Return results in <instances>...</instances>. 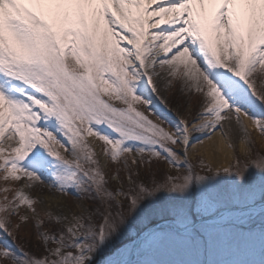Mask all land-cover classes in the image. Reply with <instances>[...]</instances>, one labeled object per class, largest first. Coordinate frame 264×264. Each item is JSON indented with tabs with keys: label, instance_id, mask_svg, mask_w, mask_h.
I'll return each mask as SVG.
<instances>
[{
	"label": "snow or ice",
	"instance_id": "1",
	"mask_svg": "<svg viewBox=\"0 0 264 264\" xmlns=\"http://www.w3.org/2000/svg\"><path fill=\"white\" fill-rule=\"evenodd\" d=\"M258 75L264 0H0V264H264Z\"/></svg>",
	"mask_w": 264,
	"mask_h": 264
},
{
	"label": "rangeland",
	"instance_id": "2",
	"mask_svg": "<svg viewBox=\"0 0 264 264\" xmlns=\"http://www.w3.org/2000/svg\"><path fill=\"white\" fill-rule=\"evenodd\" d=\"M264 85V75H258L257 77V86L260 87ZM163 96L165 97L167 103H168V108L171 109L173 113H179L180 116L187 120V121H192L197 113L200 111V97L191 95L187 93L184 89L182 84L178 80H174L171 86H168L165 81H163ZM121 106V105H117ZM141 108L142 111H145L147 114V109H144L143 106H138ZM153 120L156 119L155 116H151ZM158 122V121H157ZM164 127H168L167 124L163 125ZM193 135H199L198 133H193ZM229 137L231 138L232 143L234 144V152L235 155L240 157L242 161H244L246 158L241 154L240 151H238L237 148V141H238V134L235 136L232 134V132L229 133ZM253 139L255 140V145H254V153L255 152H264V137H259L257 134L253 133ZM195 143V141L193 142ZM190 154V158H191ZM199 157L192 159L193 164H197V160ZM117 165L116 164H111L109 168L106 170L108 172V177L110 180V185L111 186H118L117 182L115 180H111V176L115 173ZM153 169H160L161 172L167 174L171 173L173 175L177 174L175 170L170 169L166 164H153ZM197 171H199V166L197 165L196 168ZM142 173L147 171L146 169L141 170ZM120 175L124 178L125 181V187L127 188L128 186V181H127V175L126 173L122 170L120 172ZM141 179L144 178L143 175L140 177ZM161 175H157L155 179H161ZM86 204H90V201H85ZM20 236L23 237L24 241H30L31 243H35V234L33 233L32 226L29 225L27 228L21 227L20 229ZM257 255H258V250H257ZM241 258H246L243 256H232L228 254H220L217 256V259L220 260H231V259H241Z\"/></svg>",
	"mask_w": 264,
	"mask_h": 264
},
{
	"label": "bare ground",
	"instance_id": "3",
	"mask_svg": "<svg viewBox=\"0 0 264 264\" xmlns=\"http://www.w3.org/2000/svg\"><path fill=\"white\" fill-rule=\"evenodd\" d=\"M162 84H163V80L160 82V88L161 91L163 92ZM225 128L227 129V124L225 125ZM232 134L235 136L238 134V141L236 146L238 148V151H240L239 132L235 131L232 132ZM221 147H222L221 139L219 133H217L213 137L212 141H206L204 145H197V150H199L204 155L206 162L210 161L212 163V166L215 169L216 167H219L221 165H226L229 162L225 158L224 152L220 151ZM205 149H207V151H205ZM193 151L194 149L190 147L189 153L192 154ZM224 151H232V150L225 149ZM209 152L212 153L211 156L208 155Z\"/></svg>",
	"mask_w": 264,
	"mask_h": 264
}]
</instances>
